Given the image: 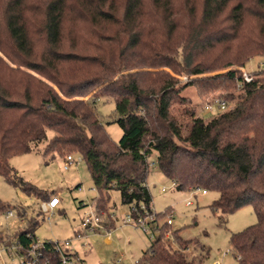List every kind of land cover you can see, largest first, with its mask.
I'll list each match as a JSON object with an SVG mask.
<instances>
[{
  "label": "trees",
  "instance_id": "obj_1",
  "mask_svg": "<svg viewBox=\"0 0 264 264\" xmlns=\"http://www.w3.org/2000/svg\"><path fill=\"white\" fill-rule=\"evenodd\" d=\"M30 6L27 0L6 1L0 50L54 82L66 97L107 84L91 98L68 100L40 79L45 87L33 90L18 75L22 71L0 56V175L48 200L52 195L19 177L9 162L44 143L46 157L84 158L99 191L100 217L110 212L113 189L138 217L153 206L148 158L157 151L161 171L178 190L218 192L211 208L221 224L230 213L254 206L258 221L232 233L230 243L239 264H264V67L248 72L250 81L243 70L252 57L264 56V0H47L40 50L30 33ZM249 16L260 21L253 30L247 28ZM70 18L80 32L87 29L79 24L90 29L80 34L85 45L66 47ZM159 67L170 70L150 69ZM182 74L191 78L179 79ZM189 85L201 94L219 90L216 97L229 107L207 117L195 106L182 107L181 92ZM102 98L115 101V121L123 129L118 142L98 112ZM9 207L0 199V213ZM39 225L30 220L16 240L27 246ZM169 226L161 223L135 264H194L186 255L190 240L179 230L177 248L164 239Z\"/></svg>",
  "mask_w": 264,
  "mask_h": 264
},
{
  "label": "rangeland",
  "instance_id": "obj_2",
  "mask_svg": "<svg viewBox=\"0 0 264 264\" xmlns=\"http://www.w3.org/2000/svg\"><path fill=\"white\" fill-rule=\"evenodd\" d=\"M6 1L8 0H0V15H2ZM27 1L31 5V12H29L31 37L37 49L40 50L44 45L43 34L40 29L43 21L42 8L47 0ZM182 1L179 0L180 3ZM71 18L67 20L65 26L66 47L78 45V42L85 45V38L80 34L88 32L90 29L79 24V28L87 29L80 32ZM248 19L247 28L250 30H253L260 23L254 16H249ZM0 56L11 66L22 71L18 72V75L27 78L28 84L33 90L45 87V84L39 82L40 79L68 100L91 98L96 91L107 84V82L97 83L81 95L66 97L54 82L38 72L12 62L2 50H0ZM261 67H264V56H255L248 61L243 70L248 74V72ZM65 69L67 72H72L69 65H66ZM150 69L170 70L168 67ZM89 70L90 68L84 71L88 72ZM213 73L215 72L208 74ZM117 77L118 74L114 78ZM177 77L182 80L191 78L186 74L177 75ZM181 95L185 99L182 107L191 108L195 106L200 116L207 117L212 113L207 112L204 106L219 95V90L212 94H201L198 86L189 85L182 90ZM97 109L106 131L112 140L118 142L123 134V129L115 121V101L102 98L97 103ZM52 134L53 132L50 131L49 136ZM43 147L44 143H39L32 151L14 154L10 157L9 162L19 177L45 194H58L61 203L54 212H45L42 203L47 198L45 200L44 196L29 193L20 186L9 183L5 177L0 175V199L5 204L10 205L9 210L14 213L13 215H10L8 211L0 213V235L5 241H3L4 245L0 243L2 252L0 264H20V253L16 249H12L10 254V250L6 247L10 248L12 244L17 242L15 233L27 227L29 221L33 219L40 222L35 231L36 238L40 241L70 240L84 264H135L156 235L145 232L144 228L134 221H125L126 216L131 214V210L128 205L122 202L121 194L116 189L110 191V212L101 215L102 222L107 226L115 221V228L110 229L102 225L100 228L91 230L82 227V219L85 213L95 210V199L99 195L87 163L80 154L72 153L77 162L70 165L69 169H65L63 166L64 158L59 155H56L55 158L46 157L43 154ZM148 160L150 168L147 183L153 196V210L157 215L166 214L160 219V223L165 222L170 213L173 215L171 226L165 229L164 239L177 248L178 244L174 240V231L179 230L183 239L190 240L186 255L195 260L194 264H217L218 260L220 264H239L231 247L230 236L232 233L241 231L258 221L254 206L249 204L230 213L227 216L226 224H221L218 216L211 208L213 200L219 195L217 191L203 193L201 190H178L172 186V179L167 178L161 171L157 162V151H153ZM164 187L167 188L166 191L162 190ZM189 197L192 200L190 205L186 203ZM19 209L25 211L23 217L20 215ZM9 235L12 241H10ZM108 235L112 238L111 242L104 240Z\"/></svg>",
  "mask_w": 264,
  "mask_h": 264
},
{
  "label": "built area",
  "instance_id": "obj_3",
  "mask_svg": "<svg viewBox=\"0 0 264 264\" xmlns=\"http://www.w3.org/2000/svg\"><path fill=\"white\" fill-rule=\"evenodd\" d=\"M245 74V79L250 81L252 76L247 73ZM229 107L226 100L216 97L206 103L204 108H206L209 113H217L223 110H226ZM77 162L74 154L70 153L64 157L63 166L65 169H69L70 165ZM172 186L177 187V182L172 180ZM166 191L167 188L164 187L162 189ZM193 191L201 190L203 193L207 192L201 188L191 189ZM61 199L58 194L52 195L48 200L42 203V208L45 212H54L55 209L60 205ZM188 205L192 204L191 197H189L186 201ZM145 208V207H144ZM10 215L14 213L10 210ZM172 213L169 214L167 218V223L172 224ZM126 222L134 221L136 224L141 225L145 232L153 233L156 235L160 229L161 223L157 219V214L154 212L153 207L151 210H146L144 215H139L138 217L128 214L125 219ZM104 222L100 215L97 212L91 211L86 212L84 218L82 219V227L95 230L96 228H100ZM29 237L32 238V241L27 245L23 246L18 240L16 243L12 244L10 248L6 247L10 250V254L12 249H16L19 255L20 264H84L83 260L79 258L76 250L73 248L72 242L70 240L65 241H51L44 240L40 241L36 236L32 234H28ZM46 243H50L51 246L48 248ZM0 256H2V252L0 249ZM217 264H220V261H217Z\"/></svg>",
  "mask_w": 264,
  "mask_h": 264
},
{
  "label": "crops",
  "instance_id": "obj_4",
  "mask_svg": "<svg viewBox=\"0 0 264 264\" xmlns=\"http://www.w3.org/2000/svg\"><path fill=\"white\" fill-rule=\"evenodd\" d=\"M59 207V206H58ZM57 207V208H58ZM56 208V209H57ZM114 220H115V218H114ZM115 221L113 222V223H110L108 226L106 225V224H103V225H105L106 227H109L110 229L111 228H115ZM109 228H107V229H109ZM104 240L106 241V242H111L112 241V238L110 237V235H108V236H106L105 238H104Z\"/></svg>",
  "mask_w": 264,
  "mask_h": 264
}]
</instances>
